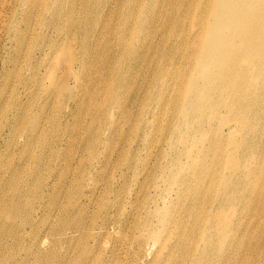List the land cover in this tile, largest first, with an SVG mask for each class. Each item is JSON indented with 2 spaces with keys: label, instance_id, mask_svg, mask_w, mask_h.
<instances>
[{
  "label": "rangeland",
  "instance_id": "rangeland-1",
  "mask_svg": "<svg viewBox=\"0 0 264 264\" xmlns=\"http://www.w3.org/2000/svg\"><path fill=\"white\" fill-rule=\"evenodd\" d=\"M112 4L118 11L122 7L120 0L101 1L102 8L98 12L101 22L95 36L90 34L88 38L91 42L99 37L104 41L97 54L118 42L115 29L119 31L120 26L117 19L107 13ZM104 20L114 27L110 33L102 27ZM208 22L214 23V18ZM152 31L149 40L157 43L158 35ZM207 45H203L204 50ZM223 46L222 43L218 48L221 62L230 64L231 74L228 78V68L225 69L226 77H217L222 84L209 87L212 92V108L207 110L209 120L206 115L200 119L195 112L182 111L185 101L199 111L210 106L205 94L208 85L195 78L198 67L194 68L193 78H186L190 71L186 56L182 60L176 58V48L170 49L168 44L147 48V60L140 62L143 68L132 70L130 81L123 83L120 89V100L108 106L102 117L94 119L90 114L70 120L65 138L70 148L60 157L43 161L36 175L42 187L32 190L31 196L24 199L18 215H6L4 224L12 226L16 232L1 237L0 264H19L20 260L23 261L20 264H150L162 243L170 248L175 241L168 224L176 222V218V234L178 229L192 233L195 242L204 235L212 246L214 224L219 217L215 216L221 210V202L229 198L235 188L229 170L235 169L236 164H228V157L238 161V168L249 169V182L235 188L240 193L233 227L240 221V236L245 232L238 254L239 264H264V198H260V202L252 197L256 191L253 187L264 193V90L257 88L258 81L253 82V89H248L246 71L241 69L248 67V61L240 62V68H235L236 51H231L224 60ZM142 51L138 53L141 55ZM251 53L257 64L259 56L251 47L241 54L245 59L253 56ZM160 55L166 57L164 63ZM200 62L201 59L199 65ZM175 66H180L187 80L182 83L181 100L171 105L175 80L166 75L154 78V75L159 74L157 68L166 70ZM129 67L126 61L121 71L124 73ZM98 76L91 75V81ZM247 77L251 80L249 71ZM94 84L90 86L91 92L97 94L105 89L103 84ZM236 86L240 88L239 93ZM251 95H256L253 102ZM227 108H232L233 116L228 114ZM107 114H112V119H106ZM232 119L251 124L255 131L245 136L242 130L234 134L232 141H227L223 138L227 137V129L219 134L218 131L222 120L224 125L228 120L233 123ZM253 137L255 145L250 143ZM255 148L256 157L251 159ZM79 158L83 163H79ZM91 166L94 170L89 172ZM47 187L50 188L48 196H43ZM168 201H171L168 208L171 219L162 226L161 215ZM107 213L113 217L109 218ZM104 217L108 221L115 219V228L94 232L92 226L100 225ZM31 223L38 224L39 234L32 239L26 233L18 237L22 235L20 228ZM158 227L165 230L156 240L151 233ZM46 234V243L40 245V239ZM36 251L43 255L34 256ZM228 252L229 248L227 255ZM195 253L192 256L191 252L183 264H196L194 259L198 254ZM217 259L219 261L220 257Z\"/></svg>",
  "mask_w": 264,
  "mask_h": 264
},
{
  "label": "bare ground",
  "instance_id": "bare-ground-1",
  "mask_svg": "<svg viewBox=\"0 0 264 264\" xmlns=\"http://www.w3.org/2000/svg\"><path fill=\"white\" fill-rule=\"evenodd\" d=\"M101 1L0 0V239L15 231L12 226L4 224L6 215H18L24 199L31 196L32 190L42 187L36 180L37 168L44 160L51 161L60 157L70 148L65 139L69 121L86 118L90 114L94 119L102 117L108 106L120 100V89L123 83L130 81L132 70L135 67L143 68L140 62L147 60V48L165 44L170 49L176 48V58L182 60L186 56L190 67L186 77L188 79L193 78L194 68H199L195 78L207 83L205 94L210 106L199 111L185 101L182 111L186 114L195 112L198 118L206 115L209 120L210 113L207 110L212 108V92L209 87L222 84L217 77H226L225 69L228 68V78L231 74L230 64L221 62L218 48L222 43L224 60L230 56L231 51H236L233 57L235 68H240V62L248 61V67L241 68L246 71L248 89H253L254 83L258 81L257 88L264 90V56L261 57L264 54V0H120L122 7L119 11L113 6L114 3L107 12L110 18L114 16L117 19L116 23L120 26L119 31L115 29L118 42L107 46L104 53L97 54L104 41L101 37L92 42L88 38L90 34L95 36V29L101 22L98 13L102 8ZM107 1L104 0V3ZM212 17L214 23L207 24V20ZM102 27L106 33H110V29L114 30L105 20ZM151 31L155 36L158 35L157 43L153 39L149 40ZM170 38L173 41L169 42ZM204 44H208L205 50ZM248 46L257 52V64L252 53L253 56L243 59L242 54ZM140 49L143 50L141 55L138 53ZM214 55L220 58L215 60ZM160 56L164 63L166 57ZM126 61L130 67L123 73L121 67ZM220 64L224 67H220ZM156 71L159 74H155L154 78L166 75L175 80L170 102L175 105L182 98V83L186 79L180 66L166 70L157 68ZM247 71L251 80L247 77ZM93 74L99 75L95 81L90 79ZM96 82V85L103 84L105 87L97 94L90 89ZM236 91H240L237 86ZM220 93L223 94L224 90ZM251 97L253 102L256 95ZM120 107L122 109V105ZM226 111L232 115V108ZM105 117L112 119V114ZM230 121L223 125L222 120L218 131V134L222 133L226 128L227 137L223 138L229 142L234 134L242 130L244 132L241 134L244 135L255 131L251 124ZM185 125H188L187 122ZM232 143L236 146L235 141ZM250 143L255 145L254 137ZM252 153L254 155L251 159H255L256 148ZM81 162L82 158H79ZM227 162L236 164L235 169L229 170L235 188L249 182V169L238 168V161L235 162L231 157L227 158ZM93 170L91 166L89 172ZM235 188L229 198L221 202V210L215 216L219 217L214 224L215 243L212 246L208 245L204 235L196 243L192 233L178 229L176 234V218V222L167 223L175 241L170 248L167 243H162L151 263L183 264L191 252L192 256L197 252L195 254L198 256L194 259L196 264H239L241 259L238 254L243 246L245 232L240 236V221L233 227L237 209L235 206L240 193ZM253 190L256 191L252 197L261 202L263 191L254 187ZM49 191L50 188H44L43 196H48ZM128 202H131L130 198ZM170 203L168 201L164 204L167 207L161 215L162 226L171 219L168 209ZM204 219L209 220L207 217ZM116 222L115 219L108 221L104 217L100 225L92 228L94 232L100 233L102 230L114 229ZM20 229L22 235L18 237L26 233L32 239L39 234L37 223L23 225ZM164 230L158 227L151 236L158 240ZM91 234L94 235L93 232ZM47 236L43 235L40 245L46 243ZM34 240H31V244H34ZM38 255L43 254L36 251L34 256ZM217 257H220L219 261ZM22 262L20 260L18 263Z\"/></svg>",
  "mask_w": 264,
  "mask_h": 264
}]
</instances>
